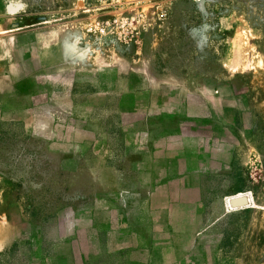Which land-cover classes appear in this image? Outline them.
<instances>
[{"label":"rangeland","instance_id":"obj_1","mask_svg":"<svg viewBox=\"0 0 264 264\" xmlns=\"http://www.w3.org/2000/svg\"><path fill=\"white\" fill-rule=\"evenodd\" d=\"M45 27L60 29L64 45L81 35L90 51L155 56L160 72L191 91L185 113L203 112L205 97L215 104L231 150L223 151V175L193 178L191 191L146 186L131 174L110 186L106 157L71 158L54 136L0 112V264L129 261L113 248L141 241L152 201L168 192L199 199L195 252L208 264H264V0H0L4 89L20 36ZM237 198L246 202L233 206Z\"/></svg>","mask_w":264,"mask_h":264},{"label":"crops","instance_id":"obj_2","mask_svg":"<svg viewBox=\"0 0 264 264\" xmlns=\"http://www.w3.org/2000/svg\"><path fill=\"white\" fill-rule=\"evenodd\" d=\"M28 31L19 38L23 49L13 62L16 73L7 77L10 89L0 79V112H6V120L44 130L71 158L106 157L110 186L118 184V176L131 174L146 186L171 192L175 186L167 185L179 184L185 192L196 189V180L223 175V151L231 147H224L215 104L205 97L203 112L185 113L183 96L191 91L160 72L155 56L120 50L106 55L105 47L90 51L81 40L85 36L71 46L64 45L60 29ZM46 120L54 125L48 132L42 125ZM152 204L142 221L147 230L136 233L141 241L113 248L130 254L129 261L117 264H208L195 252L200 231L192 224L199 199L168 192Z\"/></svg>","mask_w":264,"mask_h":264},{"label":"water","instance_id":"obj_3","mask_svg":"<svg viewBox=\"0 0 264 264\" xmlns=\"http://www.w3.org/2000/svg\"><path fill=\"white\" fill-rule=\"evenodd\" d=\"M245 202H246L245 198H237V199L232 200L233 206H239V205L244 204Z\"/></svg>","mask_w":264,"mask_h":264},{"label":"built area","instance_id":"obj_4","mask_svg":"<svg viewBox=\"0 0 264 264\" xmlns=\"http://www.w3.org/2000/svg\"><path fill=\"white\" fill-rule=\"evenodd\" d=\"M98 29H99V31L100 32H105V30H106V25L103 23L102 25H100L99 27H98Z\"/></svg>","mask_w":264,"mask_h":264},{"label":"bare ground","instance_id":"obj_5","mask_svg":"<svg viewBox=\"0 0 264 264\" xmlns=\"http://www.w3.org/2000/svg\"><path fill=\"white\" fill-rule=\"evenodd\" d=\"M228 202H229V199H228ZM233 207V206H232Z\"/></svg>","mask_w":264,"mask_h":264}]
</instances>
